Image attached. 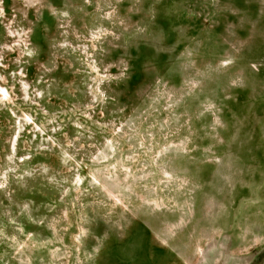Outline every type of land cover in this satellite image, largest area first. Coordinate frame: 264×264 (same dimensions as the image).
Segmentation results:
<instances>
[{
    "label": "rangeland",
    "instance_id": "rangeland-1",
    "mask_svg": "<svg viewBox=\"0 0 264 264\" xmlns=\"http://www.w3.org/2000/svg\"><path fill=\"white\" fill-rule=\"evenodd\" d=\"M0 92V264H264V0H0Z\"/></svg>",
    "mask_w": 264,
    "mask_h": 264
},
{
    "label": "trees",
    "instance_id": "trees-1",
    "mask_svg": "<svg viewBox=\"0 0 264 264\" xmlns=\"http://www.w3.org/2000/svg\"><path fill=\"white\" fill-rule=\"evenodd\" d=\"M7 185V184H6ZM4 186H2L1 188H3ZM6 187V186H5Z\"/></svg>",
    "mask_w": 264,
    "mask_h": 264
},
{
    "label": "bare ground",
    "instance_id": "bare-ground-1",
    "mask_svg": "<svg viewBox=\"0 0 264 264\" xmlns=\"http://www.w3.org/2000/svg\"><path fill=\"white\" fill-rule=\"evenodd\" d=\"M2 95H3V93L2 92H0Z\"/></svg>",
    "mask_w": 264,
    "mask_h": 264
}]
</instances>
